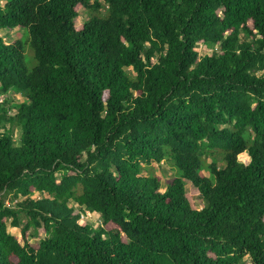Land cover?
<instances>
[{"label":"trees","instance_id":"16d2710c","mask_svg":"<svg viewBox=\"0 0 264 264\" xmlns=\"http://www.w3.org/2000/svg\"><path fill=\"white\" fill-rule=\"evenodd\" d=\"M15 27L24 40L0 35V264H264V0H0V30ZM10 92L25 95L11 114Z\"/></svg>","mask_w":264,"mask_h":264},{"label":"rangeland","instance_id":"374dc122","mask_svg":"<svg viewBox=\"0 0 264 264\" xmlns=\"http://www.w3.org/2000/svg\"><path fill=\"white\" fill-rule=\"evenodd\" d=\"M105 11V8L103 7L98 15H102ZM78 15L74 20L75 25L80 24L82 21L87 19V14L88 12L83 9V8H78L77 9ZM25 30H19L17 27L12 28V29H2L0 30V35L2 36L3 40L6 42H12L13 40L17 39V38H21L22 40L25 39ZM197 48L200 51V54H208L211 53L212 50H216V46L214 47H207L203 44H197ZM30 51H29V47L25 46V67L27 70H30L34 65H35V60L33 58H29ZM128 72L130 74H133L132 70L130 68H127ZM25 98L24 93L20 92L17 94L14 93H9L8 95V112L11 114L14 112V109L12 108L14 104L19 103L21 101H23ZM2 99V96L0 97V101ZM20 133V129L18 127L15 128L14 130V139L17 142L18 140V136ZM219 159V158H218ZM238 159L242 162H247L249 160V156L247 155L246 152L239 154L238 155ZM210 159L207 158V161H209ZM203 167L202 169H200V174L201 175H207V171H206V164L205 162L203 163ZM223 162L221 160H218V165L222 166ZM152 166L154 167V173L159 176L161 185H162V190L164 189L165 184L167 183V181L173 177L176 174L175 169L173 168V166L171 165V160L169 158L161 161L160 163H153ZM146 171H143L142 174H145ZM185 192H186V196L190 202V205L192 206V208H201V206L203 205V200L200 197V195H198V191L196 189V187H194L190 182H186L185 183ZM30 197L32 198H37L39 197L38 192H34ZM13 200L10 199V203H12ZM75 209L78 210V207H76L77 205H74ZM89 223L90 225H92L93 227H96L99 223H100V217L95 214H93L91 217L87 218L85 221H79L78 223L80 225H84L85 223ZM7 229L10 233L16 235V236H20V230L16 227H13L10 225V219H8L7 221ZM32 229H30L28 239L30 242L34 243L36 242L37 239H34V237H32V233H31ZM43 233L41 232L39 237H43Z\"/></svg>","mask_w":264,"mask_h":264},{"label":"built area","instance_id":"2783aa9c","mask_svg":"<svg viewBox=\"0 0 264 264\" xmlns=\"http://www.w3.org/2000/svg\"><path fill=\"white\" fill-rule=\"evenodd\" d=\"M77 207L80 209L79 211L80 220H86L87 218L91 217L93 214L97 215L95 211H91L83 206H77Z\"/></svg>","mask_w":264,"mask_h":264}]
</instances>
